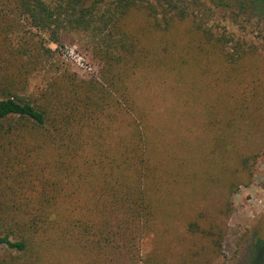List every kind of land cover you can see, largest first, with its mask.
Returning a JSON list of instances; mask_svg holds the SVG:
<instances>
[{"label":"trees","instance_id":"16d2710c","mask_svg":"<svg viewBox=\"0 0 264 264\" xmlns=\"http://www.w3.org/2000/svg\"><path fill=\"white\" fill-rule=\"evenodd\" d=\"M215 20L200 0H0V264L223 255L231 196L259 157L239 148L230 115L264 101L245 66L264 61V41L237 39ZM73 34L97 66L90 77L63 69L49 47ZM33 74L48 75L38 93H28ZM188 74L215 81L212 103L197 112L177 90L159 121L148 85L179 87ZM237 79L239 96L215 91ZM185 120L200 139L193 149L179 141ZM184 200L186 218L174 206ZM146 240L155 250L144 256Z\"/></svg>","mask_w":264,"mask_h":264},{"label":"rangeland","instance_id":"374dc122","mask_svg":"<svg viewBox=\"0 0 264 264\" xmlns=\"http://www.w3.org/2000/svg\"><path fill=\"white\" fill-rule=\"evenodd\" d=\"M200 1L214 12L216 18L215 23L220 27H224L226 31L232 33L237 39H245L248 43L256 46L263 43L264 5L259 0ZM72 38L73 42L64 40L61 46L75 48V51L84 57L89 66H91V73H83L74 65L70 64L61 55L59 51L60 46L50 44L49 47L57 52L56 59L63 69H69L78 78L90 77L96 73L97 66L84 54L82 49L83 44L78 42L79 36L73 34ZM256 60H250V64L246 63L245 66L250 75L249 82L251 83V87L249 88L258 86V84L252 81L253 76L255 80L260 81L263 88L257 90V99L262 100L264 99V73L257 72V65L254 63L264 65V61ZM248 68H251V70ZM47 78L48 75L46 74H33L29 79L28 93H38L39 90L46 86ZM210 83L214 86L215 81H205L201 76H193V74L185 75L179 87H175V84L171 80H167L166 83L161 85L159 82H151L147 90L157 97L155 98V107L153 108H155V112L159 115L158 120L161 122L168 120L167 110L175 107L172 102L177 90L183 93L184 98L187 99L189 104H186V107H195V111L197 112L203 111V107L212 103L209 97L211 90L206 86L207 84L209 86ZM237 83H240L239 79L233 83L234 87L232 85L217 87L218 84H216L215 91H230L229 95L239 96V94H242L241 91H243L245 84L237 88L239 93L237 94L233 92V88L236 87ZM194 96L197 97L198 101L192 105L191 99ZM220 115H223V113ZM230 116L233 118V130L235 129L233 138L239 144V148L248 154L258 153L259 157L253 166L254 169L250 182L241 185L236 193L231 196L233 212L224 222L226 236L223 243V255L220 258L212 260L210 264H264V101H260L259 105H244L243 103L238 110V114L233 113V116ZM178 124L184 127L182 131L184 136L181 140L179 139L182 145L181 147L186 146L188 149L196 147L200 143V139L194 134L190 135L188 131V127H193L194 122L185 120ZM169 126L174 129L175 123ZM230 137L232 140V136ZM202 187L203 184L201 186L200 184L198 185V189ZM174 206L177 212L175 214L180 213L182 214L180 217L186 218V213L189 212L186 211L189 204L184 200L181 204L176 202ZM154 250V246L149 241L146 240L143 242L142 255L145 256Z\"/></svg>","mask_w":264,"mask_h":264},{"label":"built area","instance_id":"2783aa9c","mask_svg":"<svg viewBox=\"0 0 264 264\" xmlns=\"http://www.w3.org/2000/svg\"><path fill=\"white\" fill-rule=\"evenodd\" d=\"M59 51L63 57L77 69L81 70L83 73H91L92 68L89 66L87 61L79 53L75 51V48H70L68 46H61Z\"/></svg>","mask_w":264,"mask_h":264}]
</instances>
